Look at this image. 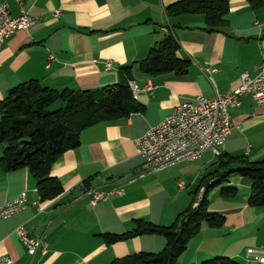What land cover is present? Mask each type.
<instances>
[{
    "label": "crops",
    "instance_id": "obj_1",
    "mask_svg": "<svg viewBox=\"0 0 264 264\" xmlns=\"http://www.w3.org/2000/svg\"><path fill=\"white\" fill-rule=\"evenodd\" d=\"M2 1L12 14L25 10L37 20L28 29L16 30L0 46V99L30 79L58 90L101 88L118 83L121 68L132 65L135 98L143 110L84 129L80 145L64 152L52 166L51 175L63 185L55 198L40 199L28 168L6 171L0 165V205L27 193L23 210L0 219V255L14 264H110L135 252L162 250L166 239L161 235L107 244L102 234L129 231L140 218L171 224L191 203L199 178L216 168L217 158L206 151L197 161L180 162L128 182L143 161L135 139L187 99L213 97L216 88L227 91L238 86L242 72L259 73L264 63V6L253 8L247 0H230L227 24L208 31L201 13L166 14V7L179 0ZM170 32L180 44L177 55L190 61L188 72H144L138 61ZM50 52L55 58L49 62ZM108 59L113 61L109 70L104 66ZM207 63L218 71L201 69ZM149 84L155 86L151 91ZM230 111L234 127L223 152L250 160L264 158V104L257 105L245 95L241 105ZM2 151L0 145V157ZM237 175L229 184L239 188L242 179L237 181ZM247 187L244 195L238 192L232 197L221 196L220 186L212 189L217 204L211 210L223 214L225 223L204 224L177 264H199L214 256L259 264L246 257V249L264 248V206L247 203L250 182ZM88 188L113 194L93 204ZM200 196L201 191L197 199ZM19 226L42 237L47 252L27 253L16 231Z\"/></svg>",
    "mask_w": 264,
    "mask_h": 264
},
{
    "label": "trees",
    "instance_id": "obj_2",
    "mask_svg": "<svg viewBox=\"0 0 264 264\" xmlns=\"http://www.w3.org/2000/svg\"><path fill=\"white\" fill-rule=\"evenodd\" d=\"M251 7L264 6V0H247ZM230 0H179L165 9L168 16L182 13H201L208 31L227 24ZM180 44L171 32L153 46L148 55L138 61L148 74L174 72L184 75L190 61L177 55ZM118 83L97 89L62 90L44 86L36 79L12 87L0 99V145L3 148L0 165L6 171L28 168L37 182L41 200L52 199L63 192L59 179L51 175L57 159L81 143V132L95 124L128 116L143 110L130 85L132 65L121 68ZM57 101L62 105L51 109ZM216 168L205 174L193 192L191 203L171 224H157L135 219V226L123 233H103L107 244L144 234L165 237L166 243L157 252L140 251L116 258L110 264H177L189 241L201 227H220L225 216L209 208V192L220 186L223 197L238 194L239 188L229 184L232 175L250 178L247 203L264 206V158L250 160L247 156L223 152L216 157ZM202 189V190H201ZM201 191L200 198L197 194ZM199 264H242L229 256H214Z\"/></svg>",
    "mask_w": 264,
    "mask_h": 264
},
{
    "label": "built area",
    "instance_id": "obj_3",
    "mask_svg": "<svg viewBox=\"0 0 264 264\" xmlns=\"http://www.w3.org/2000/svg\"><path fill=\"white\" fill-rule=\"evenodd\" d=\"M22 4V0H18ZM55 14H60L56 10ZM37 17L29 11L22 10L19 15L12 14L6 1L0 2V46L18 29H28ZM55 58L49 53V62ZM49 62L47 65H49ZM105 69L113 66V61L104 62ZM201 69L209 73L218 71L207 63ZM213 81L212 77H209ZM130 85L136 97L137 84L130 80ZM149 90L155 88L148 85ZM250 95L257 105L264 104V63L260 66L257 75L251 76L242 72L241 83L227 91L215 89L213 97L196 95L192 104L183 102L175 106L159 123L150 126L146 132L135 139L138 154L143 161L134 176L127 178L128 182L145 177L155 171V164H162V170L180 162H194L202 157L206 151H211L215 157L223 153L225 141L232 133L234 122L231 108L241 105L242 98ZM170 135H177V142H170ZM181 187H184L183 183ZM122 193V190H117ZM91 196V202L107 201L113 191H104L88 188L86 192ZM27 206V193L22 191L15 199L0 205V219H6ZM19 238L26 248L27 253L35 255L39 250L47 252V242L38 236L29 233L23 226L16 229ZM246 257L264 264V248L248 247ZM0 264H14L6 255H0Z\"/></svg>",
    "mask_w": 264,
    "mask_h": 264
},
{
    "label": "rangeland",
    "instance_id": "obj_4",
    "mask_svg": "<svg viewBox=\"0 0 264 264\" xmlns=\"http://www.w3.org/2000/svg\"><path fill=\"white\" fill-rule=\"evenodd\" d=\"M62 105V103L61 102H59V101H57L53 106H51V109H54V108H58V107H60ZM194 176H195V174H194ZM237 178H236V180L237 181H239V178L240 179H242V183L240 184V183H238L237 185L239 186V194L240 195H244L245 194V192L247 191V185H248V183L249 182H251L250 181V178L249 177H247V176H241V175H237L236 176ZM200 181H201V178H199V180H198V182L196 183V185H195V188L197 189V187H198V185H199V183H200ZM236 186V185H235ZM208 199H209V208H210V210L213 208V206H215V204H217L216 203V199H215V196H214V194L210 191L209 192V195H208Z\"/></svg>",
    "mask_w": 264,
    "mask_h": 264
},
{
    "label": "bare ground",
    "instance_id": "obj_5",
    "mask_svg": "<svg viewBox=\"0 0 264 264\" xmlns=\"http://www.w3.org/2000/svg\"><path fill=\"white\" fill-rule=\"evenodd\" d=\"M184 104H192L193 103V98L192 99H187ZM170 142H177V135H170ZM162 170V164H155V171H161Z\"/></svg>",
    "mask_w": 264,
    "mask_h": 264
}]
</instances>
